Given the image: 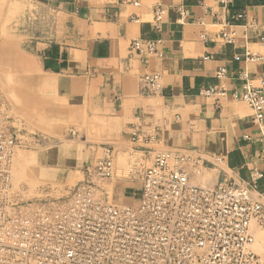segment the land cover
Wrapping results in <instances>:
<instances>
[{
    "label": "crops",
    "instance_id": "0c3cea01",
    "mask_svg": "<svg viewBox=\"0 0 264 264\" xmlns=\"http://www.w3.org/2000/svg\"><path fill=\"white\" fill-rule=\"evenodd\" d=\"M15 19L22 34L10 32ZM262 37L264 0H0V91L27 129L51 141L18 152L14 178L27 193L48 186L57 196L108 147L121 171L150 166L160 152L199 156L205 168L193 181L207 186L248 180L255 164L264 195L252 110L235 97L262 86ZM136 39L157 43L131 52ZM144 74L159 77V93L142 90ZM118 182L117 201L131 202L140 179L115 175L109 196Z\"/></svg>",
    "mask_w": 264,
    "mask_h": 264
},
{
    "label": "built area",
    "instance_id": "2783aa9c",
    "mask_svg": "<svg viewBox=\"0 0 264 264\" xmlns=\"http://www.w3.org/2000/svg\"><path fill=\"white\" fill-rule=\"evenodd\" d=\"M161 14L155 10L157 23ZM156 43L136 39L129 49L153 51ZM158 80L142 75V90L159 93ZM235 97L251 108L255 135L248 139L264 151V76L260 88L246 86ZM47 143L0 95V264H264L253 249L264 232L255 164L248 180L222 178L207 186L193 181L205 168L199 156L160 152L150 166L121 171L107 147L74 187L57 196L45 187L21 198L24 189L12 182L14 157ZM121 174L140 179L131 202L109 196V181Z\"/></svg>",
    "mask_w": 264,
    "mask_h": 264
},
{
    "label": "rangeland",
    "instance_id": "374dc122",
    "mask_svg": "<svg viewBox=\"0 0 264 264\" xmlns=\"http://www.w3.org/2000/svg\"><path fill=\"white\" fill-rule=\"evenodd\" d=\"M10 32L12 33V34H22L23 33V27L20 25V23H19V21H18V19H15V20H13L12 22H11V24H10ZM4 65V63L3 62H1V60H0V69L2 68V66ZM0 95L5 99V101L7 102V104H8V106L10 107V105H9V102H8V100H7V98L2 94V92L0 91ZM10 110H11V107H10ZM11 112H12V110H11ZM23 122V121H22ZM32 131V130H31ZM35 132V131H34ZM39 133V132H38ZM46 136V135H45ZM47 137V136H46ZM48 138V143L47 144H45V145H49V143H51V141H49V137H47ZM45 145H43V146H45ZM43 146H41V147H37V148H30V149H19L18 151H17V153L18 152H25V153H31V152H33V151H36V150H38V149H41ZM16 153V154H17ZM16 156V155H15ZM14 159H15V157H14ZM14 162V161H13ZM15 176H14V168L12 169V182H13V185H14V187H15V189H18L19 187H22L23 189H24V191H23V193H22V197L21 198H30V197H33V196H36V195H38V193H39V191L41 190V189H43V188H45V187H48V186H43V187H40L39 189H38V191L35 193V194H30V193H27L26 192V190L28 189V186L26 185V183H24V182H22V181H20V180H17L16 181V179L14 178ZM49 189H51V187H49ZM31 191V190H30ZM52 191V190H51ZM124 187H123V185H122V183L121 182H118L117 184H116V188H115V190H114V194H113V197H114V200H118V199H120L122 196H123V194H124ZM137 194V193H136ZM56 196V195H55ZM262 235H264V232H262V233H259L257 236H256V241H255V245H254V249H255V251H257V246H260L261 245V248H262V251H263V254H264V243L263 244H261L262 242H264V240H262V239H264V237L260 240V238H259V236H262ZM258 253H259V251H257ZM260 254H262V253H260ZM262 254V255H263ZM262 258H263V260H264V257L262 256Z\"/></svg>",
    "mask_w": 264,
    "mask_h": 264
},
{
    "label": "bare ground",
    "instance_id": "6f19581e",
    "mask_svg": "<svg viewBox=\"0 0 264 264\" xmlns=\"http://www.w3.org/2000/svg\"><path fill=\"white\" fill-rule=\"evenodd\" d=\"M260 233H262V232H260ZM259 234V233H258ZM257 234V235H258ZM258 237V236H257ZM262 240H264V239H262ZM264 242H262L261 244H263ZM254 245H255V243H254ZM254 245H253V249H254ZM254 251H255V249H254ZM257 251H259V253L257 252ZM257 251H255V252H257L259 255H261V257H262V254H263V251H262V248H261V245L260 246H257ZM260 253H262V254H260ZM263 259V258H262Z\"/></svg>",
    "mask_w": 264,
    "mask_h": 264
}]
</instances>
